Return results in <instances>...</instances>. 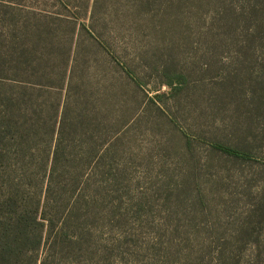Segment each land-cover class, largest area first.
Segmentation results:
<instances>
[{
    "label": "rangeland",
    "instance_id": "obj_1",
    "mask_svg": "<svg viewBox=\"0 0 264 264\" xmlns=\"http://www.w3.org/2000/svg\"><path fill=\"white\" fill-rule=\"evenodd\" d=\"M171 1H164L160 38L142 24L125 39L111 40L107 30L111 55L94 49L72 94L76 103L98 105L103 93L125 112L129 129L118 184L104 190L114 197L93 216L89 243L92 251L107 248L108 264H264V0ZM86 2L0 0V56L16 58L23 26L45 30L56 82L67 23L89 22L80 9ZM73 41L83 51L84 38L75 32ZM48 92L38 102L65 94ZM99 180L107 184L105 176L91 184ZM87 257L68 264H100L96 252Z\"/></svg>",
    "mask_w": 264,
    "mask_h": 264
},
{
    "label": "trees",
    "instance_id": "obj_2",
    "mask_svg": "<svg viewBox=\"0 0 264 264\" xmlns=\"http://www.w3.org/2000/svg\"><path fill=\"white\" fill-rule=\"evenodd\" d=\"M164 1L171 0H87L80 9L89 22L77 29L67 23L66 62L56 82L45 59L51 45L45 30L33 33L23 26L16 58L13 52L0 56V264H68L80 254L92 259L87 254L94 252L100 264H108L107 248L92 251L89 243L93 216L105 198L114 197L115 192L104 190L116 187L129 129L125 112L103 93L98 105L76 103L72 94L83 86L80 74L89 66V54L96 49L111 55L102 40L107 30L114 33L111 40L125 39L134 26L146 25L154 38L162 37ZM75 32L84 38L83 51L73 41ZM122 69L129 75L127 67ZM51 89L64 90L63 99L38 102ZM112 108L117 115L109 120ZM212 147L246 159L243 152ZM104 176L107 184H91L92 178ZM91 187L96 189L92 193Z\"/></svg>",
    "mask_w": 264,
    "mask_h": 264
}]
</instances>
